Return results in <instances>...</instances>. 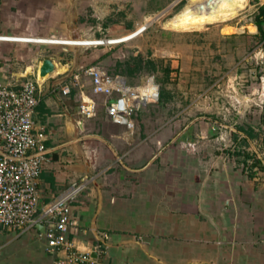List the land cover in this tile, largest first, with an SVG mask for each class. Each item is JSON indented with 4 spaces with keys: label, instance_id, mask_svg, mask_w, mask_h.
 Segmentation results:
<instances>
[{
    "label": "crops",
    "instance_id": "obj_1",
    "mask_svg": "<svg viewBox=\"0 0 264 264\" xmlns=\"http://www.w3.org/2000/svg\"><path fill=\"white\" fill-rule=\"evenodd\" d=\"M2 36L34 43L75 40ZM55 70V76L66 72L57 65ZM65 76L43 83L34 114L47 135L48 160L38 188L43 206L68 186L86 183L72 208L79 220L72 238L80 251H94L107 234L105 264H264L261 154H250L252 165L249 159L242 166L220 156L195 167L181 150L160 149L171 137L168 132H141L146 119L134 118V130L113 122L105 111L106 95L93 91L91 77H83L84 90L73 86L64 95L61 84L68 78L60 79ZM85 96L104 112L83 115ZM42 226L0 232V264H53Z\"/></svg>",
    "mask_w": 264,
    "mask_h": 264
},
{
    "label": "rangeland",
    "instance_id": "obj_2",
    "mask_svg": "<svg viewBox=\"0 0 264 264\" xmlns=\"http://www.w3.org/2000/svg\"><path fill=\"white\" fill-rule=\"evenodd\" d=\"M190 1L0 0V35L75 39L0 41V83L48 84L92 65L135 86L154 77L159 99L133 117L146 119L143 133H169L160 149L181 150L195 167L220 156L242 166L250 154L264 158V38L254 24L264 0H249L224 21L169 27ZM46 59L65 74L41 80Z\"/></svg>",
    "mask_w": 264,
    "mask_h": 264
},
{
    "label": "built area",
    "instance_id": "obj_3",
    "mask_svg": "<svg viewBox=\"0 0 264 264\" xmlns=\"http://www.w3.org/2000/svg\"><path fill=\"white\" fill-rule=\"evenodd\" d=\"M6 38L0 35V41H9ZM84 76L93 79L96 94L106 95L105 111L109 118L130 130L136 127V112L160 96L154 77L135 86L127 77L111 76L96 65L85 67L62 82V93L69 95L73 86L84 90ZM42 86L39 80L0 85V232H24L39 223L45 228L47 250L55 256L53 264H105L102 257L109 235L103 234L94 251H80L72 238L79 228L72 208L86 188L85 182L68 186L52 201L40 205L38 183L48 160L47 135L44 128H37L34 114ZM96 111V101L82 97L80 112L93 117Z\"/></svg>",
    "mask_w": 264,
    "mask_h": 264
},
{
    "label": "bare ground",
    "instance_id": "obj_4",
    "mask_svg": "<svg viewBox=\"0 0 264 264\" xmlns=\"http://www.w3.org/2000/svg\"><path fill=\"white\" fill-rule=\"evenodd\" d=\"M249 0H191L178 14L168 21V26L188 30L227 20L243 10ZM41 78L44 76L40 75Z\"/></svg>",
    "mask_w": 264,
    "mask_h": 264
},
{
    "label": "trees",
    "instance_id": "obj_5",
    "mask_svg": "<svg viewBox=\"0 0 264 264\" xmlns=\"http://www.w3.org/2000/svg\"><path fill=\"white\" fill-rule=\"evenodd\" d=\"M254 24L257 25L259 33L261 34L262 38H264V6H261L259 8V13L256 15V19L254 21ZM263 119H264V113H263ZM238 130L241 131V132H244L248 136H253V134H251V131L246 130L243 127H239ZM248 157L251 158L252 156L248 155ZM255 160H256V162L254 163V166L255 165H259L258 164L259 160L257 158Z\"/></svg>",
    "mask_w": 264,
    "mask_h": 264
},
{
    "label": "water",
    "instance_id": "obj_6",
    "mask_svg": "<svg viewBox=\"0 0 264 264\" xmlns=\"http://www.w3.org/2000/svg\"><path fill=\"white\" fill-rule=\"evenodd\" d=\"M56 69V64L52 59H46L42 66H41V75L42 76H46L52 72H54ZM42 229L45 230L44 226H42ZM94 256H96V254H93Z\"/></svg>",
    "mask_w": 264,
    "mask_h": 264
}]
</instances>
